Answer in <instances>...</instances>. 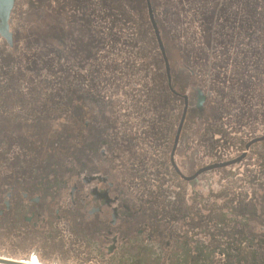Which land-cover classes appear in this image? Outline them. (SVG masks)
I'll list each match as a JSON object with an SVG mask.
<instances>
[{"label":"rangeland","instance_id":"374dc122","mask_svg":"<svg viewBox=\"0 0 264 264\" xmlns=\"http://www.w3.org/2000/svg\"><path fill=\"white\" fill-rule=\"evenodd\" d=\"M19 1L12 45L0 39V95L7 97L0 98V117L13 124L7 136L24 131H18L22 119L36 134L32 138L41 137L40 133L50 127L57 154L54 157L62 158L61 154L66 157L69 144L80 146L73 153L85 151L92 128L101 129L100 137L114 144V162L121 163L124 170L130 171L129 180L137 182L131 190L143 193L145 202L151 203L150 211L154 210L159 219L168 217L161 213L166 206L163 198L174 197L185 202L181 210L184 219L178 221L179 226L184 231L190 228L187 224L195 223L193 230L206 241L212 236L201 231L210 232L212 239H216L219 233L235 234L243 230L242 223H248L261 238L254 241L253 248L259 250L257 262L264 264V139L246 146L250 140L264 135V56L259 63L261 54L254 47H245L247 39H236L235 48L231 45L236 28H246L243 32L252 29V35L259 28L260 23L254 25L256 22L252 21V12L232 16L237 6L233 1L210 0L206 9L202 6L205 3L197 0L190 9L191 0H165L169 10L168 15L162 16L160 0H153L176 95L166 89L162 57L142 0L129 1L128 7L121 9L116 8L119 0ZM61 7V16L48 14ZM112 8L119 11L113 12ZM196 8L199 15L193 11ZM118 15L124 16L122 25L117 22ZM261 19L264 20V14ZM225 23L230 30L221 28L220 24ZM170 29L175 41L169 37ZM261 30L264 26L260 25ZM197 31L201 33L200 44L195 42ZM117 34L123 38L121 44H117ZM113 42L115 46L109 48ZM120 48L125 49L124 53L118 52ZM135 58L142 62L138 66H142L140 78L148 84L146 108L142 105L146 98L138 84L141 80L131 79L130 65L125 67L127 61ZM103 65L106 73L102 71ZM241 66L243 70L239 69ZM16 79L20 82L12 87L16 92H5ZM104 82L108 89H103ZM38 89L43 102L37 95ZM197 90L202 91L205 102L198 115L193 116ZM84 93L83 105L76 95ZM182 95L188 97L190 106L171 162ZM82 106L86 108L85 114ZM13 109L16 114L8 115ZM20 112L28 113L27 119ZM191 119L196 121L188 127ZM85 120L90 127L78 136L77 130ZM155 136L165 138L164 149L156 145L159 140ZM144 146L149 148L148 154L143 152ZM4 148L8 152L10 146H0V163L10 162L13 168L22 151L8 157V153L2 154ZM103 148L110 149L106 145ZM242 154L239 161L197 173L202 167L234 160ZM157 165H162L163 172L177 168L176 172L187 178L176 184L167 175L158 185L151 179L159 169ZM190 180L194 182L191 184ZM249 230L248 226L242 234L245 244L252 235H247ZM4 248L0 246V258L30 262L33 257L40 264H72L57 258H41L32 250L20 255L18 248L11 252Z\"/></svg>","mask_w":264,"mask_h":264},{"label":"flooded vegetation","instance_id":"af4514ba","mask_svg":"<svg viewBox=\"0 0 264 264\" xmlns=\"http://www.w3.org/2000/svg\"><path fill=\"white\" fill-rule=\"evenodd\" d=\"M142 1L146 7L147 16L150 7L163 43L155 14L154 1ZM196 1L191 0L189 8L193 9ZM201 1L205 3L202 6L208 9L210 0ZM221 1H233L237 4L232 10L234 11L232 16H238L240 12L243 14L252 12V21L256 22L254 25L260 23L261 26H264L261 21L263 20L261 16L264 14V0ZM19 2V0H15L11 13L10 29L12 33ZM160 5V15H168L169 9L166 1L160 0ZM193 11H196L195 15H199L197 8ZM62 13H64L63 7L54 13L50 11L48 14L61 16ZM198 20L199 16L196 18L197 27ZM260 25L254 35L251 33L252 29L242 31L246 28H236L238 31L235 32L240 35L238 38L248 40L245 47H254L262 55L264 30L260 31ZM220 26L221 28L226 27L223 30L231 29L226 24H220ZM171 31V29L168 31L169 37L175 41L174 34H170ZM196 33L198 34L195 42L200 44L201 33L199 31ZM248 37L254 41H249ZM234 39H236L235 35L232 36V40L235 41L231 42L232 48L237 46V40ZM3 42L6 43L5 40ZM201 46L203 50L204 46ZM260 58L259 55V61ZM16 83L19 84V80L16 79L12 82L11 88L4 89V91L7 93L16 92L12 89ZM192 89L196 88L192 87ZM40 91L41 89L36 91L39 97L41 96ZM76 96L84 105L86 102L85 93L84 96L83 94ZM195 97L197 96L195 95ZM0 98L6 99L7 97L0 95ZM40 101L43 102L42 97H40ZM12 104L9 105L14 106ZM194 107L193 116H196L198 110L196 106ZM82 108H84L83 114H85L86 108L84 106ZM9 113L8 115H15V109ZM24 113L20 112L19 115L27 119L29 114ZM20 121L22 123L20 122L21 126L18 131H24L18 132V135L12 137L7 136L13 127L12 121L8 119L2 121L0 117V146H10L8 152L4 148L2 154L8 153V157H12V155L15 157L17 151H22V153H18L13 168H11L10 162L8 164L0 163V246H6L3 249L6 252L18 248L16 251L21 255L32 250L41 258H57V260H65L72 264L263 263L257 262L256 254L259 250L253 248L254 241L261 240V238L252 232L251 229L254 226H250L248 223H242L243 230L239 229L235 234L218 232L219 238L216 239H212L213 235L210 232L201 231L212 236L206 241L204 238L198 237L199 232L193 230L192 226L195 223L187 224L190 228L188 230L184 228L185 232L182 226H179L178 221L184 219L181 210L185 202H180L179 198L174 197L167 200L163 198L166 206L162 208L161 213L168 217L159 219L154 210L150 211L151 203L145 202L143 193L131 190V187L137 182H134L133 179L129 180L127 173L130 171L124 170L121 163L114 162V154L111 152L114 144L112 140L109 141L104 136L100 137L101 129L92 128L85 151L73 153L72 150L76 147L80 148V146L69 144L68 150L65 151L67 152L66 157L65 154H61L62 158H55L57 154H55L52 145V128L48 127L44 133L41 132V137L32 138L31 136L36 134L31 131L29 126L25 125L23 119ZM194 121L196 120L191 119L188 127H192L191 123ZM89 127V123L86 120L83 121L77 130L78 136L84 135L82 130L85 132ZM154 139L159 140L156 145H162L165 141V138L161 136H155ZM34 140L39 143H35ZM104 145L110 149L106 151L103 148ZM160 148L164 149L163 145ZM148 149L146 146L142 147L144 153H147ZM10 159L14 161V158ZM157 166L159 169L162 167V165ZM159 169H156V173L151 176L153 182H157L158 185L163 183L168 176L176 184L181 181V178H187L182 173H177V169L174 171L169 169L164 172L162 171L164 169ZM144 180L147 182L145 178ZM190 181L191 184L194 182V180ZM248 226L250 233L247 235H252L248 243L245 244L242 234ZM186 233L190 236H185ZM204 234L202 236H206Z\"/></svg>","mask_w":264,"mask_h":264},{"label":"water","instance_id":"95a60500","mask_svg":"<svg viewBox=\"0 0 264 264\" xmlns=\"http://www.w3.org/2000/svg\"><path fill=\"white\" fill-rule=\"evenodd\" d=\"M14 4H15V0H0V38L5 40L8 46L12 45V40H13V33H12V30L10 29V22H11V13H12V9L14 7ZM148 18H149L150 24L152 26V29H153V32H154V35L156 38V43H157L159 52H160L161 57H162L163 67H164V75H165V79H166L167 88L169 89L170 92L177 94V92L174 90V88L172 86L169 61L167 59L162 40L160 38L159 31L156 27L155 21H154L153 16L150 12V7H149V11H148ZM197 92H198V96H197L198 99H197V102H195V106H196L198 111H201L203 108L202 106H203V101H204V95H203L201 90H197ZM182 98H183V107H182L179 125H178L177 131H176L175 136H174L173 147H172L171 154H170V161L171 162H173V153H174L175 145L178 141L180 130H181L182 124L184 122L185 115H186L187 108H188V103H189L188 97L186 95H182ZM263 139H264V135L257 137V138H254V139L250 140V142H248L246 144V146H249L250 144L257 142L259 140H263ZM242 156H243V154L234 160L224 161L221 163H215V164H211L209 166L202 167L197 173L205 172V171H208L212 168L221 167L223 165L239 161ZM193 177H195V175ZM0 263L25 264L24 262H21V261L11 260V259H6V258H0Z\"/></svg>","mask_w":264,"mask_h":264},{"label":"trees","instance_id":"16d2710c","mask_svg":"<svg viewBox=\"0 0 264 264\" xmlns=\"http://www.w3.org/2000/svg\"><path fill=\"white\" fill-rule=\"evenodd\" d=\"M127 2H129V0H119V4L120 5H116V8H118V9H121V8H127L128 7V5H127ZM109 7V6H108ZM116 8H112V9H115V11H113V12H118L119 10L118 9H116ZM112 17H115L114 15H112ZM111 17V20L110 21H113V18ZM117 17V22L119 21V25H122L123 23L121 22V21H123L124 22V16H120V15H118V16H116ZM115 19V18H114ZM126 19V18H125ZM108 20V21H109ZM107 22V21H106ZM122 23V24H121ZM226 24V23H225ZM107 31H109V30H107ZM234 36V35H233ZM238 37H240V35L238 34V33H236L235 34V38L236 39H241V38H238ZM236 39H234V40H236ZM248 39H249V37H248ZM253 39V38H252ZM116 40H118V43L117 44H121V42L120 41H122L123 40V38H121V36L119 35V34H117L116 35ZM263 40H264V38H263ZM252 42L254 41V40H251ZM123 43V42H122ZM115 42H113L112 43V45H110V46H108L109 48H112V47H114L115 45ZM102 51H104V50H102ZM124 51H125V49L123 48V49H118V52H120V53H124ZM263 53H264V51H262ZM262 53V55H261V58H262V56H264V54ZM259 58V57H258ZM261 58H260V61H261ZM260 61H259V63H260ZM140 63H142V62H139L138 61V59H133V61L131 62H129V61H127L125 64H127V65H125V67L127 68L128 67V65H130V69L128 70V73H129V77L131 78V79H133L135 82L137 81L138 82V80H141V82H138V84L140 85V92L142 93V94H144V97L146 98V99H144V104H142V105H145V108H146V106H147V102H148V100H149V97H148V94H149V91H148V84L146 85L145 83H143V80H142V78H140L141 76H143V74L141 73V69H142V66H141V68L140 67H138L139 66V64ZM261 63H263V61L261 62ZM162 64H163V62H162ZM246 67H248V66H246ZM104 68H106L104 65H103V69H102V71L103 72H107V70L106 69H104ZM121 68H123V66H121ZM164 68V67H163ZM236 68V67H235ZM240 70H243V66H241L240 68H239ZM140 71V72H139ZM125 71H123V73H124ZM246 72H248V71H246ZM146 75V74H145ZM142 84H144L145 86L144 87H142ZM119 86V85H118ZM108 87H109V85L106 83V82H104V87H103V89H108ZM99 89V88H98ZM166 89H167V91L169 92V90H168V88H167V85H166ZM244 89V88H243ZM139 91V90H138ZM170 93V92H169ZM152 96V94L150 95V97ZM161 103V102H160ZM160 107H162V105H159ZM159 110H161L160 108H159ZM150 126H152V124L150 123ZM161 137H163V136H161Z\"/></svg>","mask_w":264,"mask_h":264},{"label":"bare ground","instance_id":"6f19581e","mask_svg":"<svg viewBox=\"0 0 264 264\" xmlns=\"http://www.w3.org/2000/svg\"><path fill=\"white\" fill-rule=\"evenodd\" d=\"M35 258V257H34ZM7 259V258H6ZM28 259V258H27ZM35 260V259H34ZM25 264H40L37 260L36 261H33V257H32V259H31V261L30 262H24ZM0 264H6V263H0Z\"/></svg>","mask_w":264,"mask_h":264}]
</instances>
